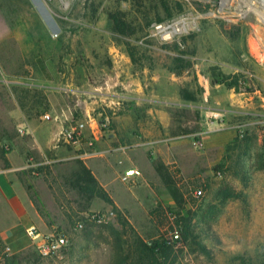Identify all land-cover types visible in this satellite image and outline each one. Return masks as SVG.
<instances>
[{
    "label": "rangeland",
    "instance_id": "374dc122",
    "mask_svg": "<svg viewBox=\"0 0 264 264\" xmlns=\"http://www.w3.org/2000/svg\"><path fill=\"white\" fill-rule=\"evenodd\" d=\"M11 1V8L5 10L18 22L19 37L28 36L27 42L23 39L18 44L19 61L28 66L31 61L33 67V79L19 72L18 80L27 77L37 83L44 77L51 96L64 97L74 109L86 101L93 105V114L105 106L113 108L112 103L118 102L119 107L122 101L129 103L122 96L131 94L128 88L135 89L138 83L144 100L134 108L145 131L179 146L178 158L170 159L169 174H162L161 187L155 189L157 202L146 204L149 213L122 214L134 232L128 228L122 243L116 241L122 228L114 210H109L114 217L106 223H87L82 230H76L74 222L86 212L76 213L62 222L51 219L52 229L68 238L65 249L43 258L34 247L5 254L0 246V264H117L122 248L129 254L125 264H133L134 235L149 244L178 233L168 217L170 210L180 217H192L194 231L200 232L209 250L205 256L181 239L172 250L175 264L256 263L264 248V133L255 124L264 119V21L245 2L264 10L262 0ZM162 2L173 11L171 19L166 18ZM111 12L126 15L133 24V35L115 33ZM181 20L186 23L185 31L168 38L161 35L160 28L169 30ZM125 42L144 55L143 68L131 64ZM177 58L185 68L172 72ZM233 75L242 77L235 90L223 82ZM40 97L35 88L34 106ZM116 109L113 115L120 111ZM212 112L222 118H212ZM236 125L244 127L248 138H255L247 144L237 141ZM192 137H200L202 149L192 145ZM3 151L5 146L0 144V158ZM192 160L197 162L194 172L188 170ZM217 170L221 177L215 176ZM19 176L30 196L39 201L27 183L28 175ZM199 187L203 196L196 198L193 190ZM223 187L240 198L220 203L215 194ZM205 223L210 233H205Z\"/></svg>",
    "mask_w": 264,
    "mask_h": 264
},
{
    "label": "crops",
    "instance_id": "0c3cea01",
    "mask_svg": "<svg viewBox=\"0 0 264 264\" xmlns=\"http://www.w3.org/2000/svg\"><path fill=\"white\" fill-rule=\"evenodd\" d=\"M11 2L0 0V78L5 79L0 80V144L6 150L0 158V246L14 252L35 248L37 240L30 239L26 230L34 227L46 235L55 225H51L52 218L62 222L65 216L113 207L129 216L149 213L146 204L157 202L155 189L161 187L162 174H169L170 159L178 158L179 143L147 134L134 108L144 100L138 83L135 89L128 88L131 94L122 96L129 103L121 102L120 111L110 116L109 127L103 130L92 113L93 105L81 101L74 109L64 97L51 96L46 78L34 83L32 62L28 66V62L22 65L19 61L18 44L23 39L27 42L28 36L19 37L18 22L7 14ZM19 72L29 75L31 81L27 77L18 80ZM35 88L41 92L37 106ZM45 113L56 115L59 122L44 121ZM75 121L86 122L80 145L59 138V131ZM22 128L25 134L20 135ZM92 138L94 146L89 149L86 143ZM189 166L194 172L197 162L192 160ZM130 169L140 175L125 177ZM23 172L39 201L26 189L19 176ZM98 188L107 193L112 205L95 195Z\"/></svg>",
    "mask_w": 264,
    "mask_h": 264
},
{
    "label": "trees",
    "instance_id": "16d2710c",
    "mask_svg": "<svg viewBox=\"0 0 264 264\" xmlns=\"http://www.w3.org/2000/svg\"><path fill=\"white\" fill-rule=\"evenodd\" d=\"M163 7L165 9V12L167 14L166 18L171 19L173 17V11L169 10L167 7V4L165 2H162ZM177 12H182L181 4L177 3ZM109 20L112 22L113 29L115 33H117L121 37H129L133 35L134 33V27L133 24L127 19L126 15L122 12H111L109 13ZM162 19H158V22H162ZM175 49L178 50V45H175ZM124 51L127 55V57L130 59V62L135 67H141L143 68L142 60L141 58H145L144 55H140L138 53V47L130 44L129 42L124 43ZM182 59H175L174 63L175 65L173 67H170V71L176 72L178 70L184 69L185 67L182 64ZM181 65H176V64ZM242 78L241 75H233L232 77H227L225 81L226 86L231 89H237V82L238 80ZM230 79V81H229ZM106 116L110 115V112H105ZM236 140H242L244 143H248L250 138L246 136L244 133L243 136H239L237 134ZM262 167H264V161H262L261 164ZM218 168H222V166H218ZM89 188V187H87ZM93 192L92 188H89L88 191ZM95 195L103 200L105 203L112 205V200L109 198L107 193H105L101 189H97L95 191ZM241 195L238 193L233 192V190L229 189L228 187H223L222 189H219L215 197L219 200L220 203H224L229 199H238ZM211 207L210 209H212ZM113 210L115 211L117 221L119 225L122 228L121 233H116V241L119 243H122L124 239L122 237L124 236V233L129 228L131 230V226L129 225L128 221H126L121 212H119L115 207H113ZM157 212V209H156ZM152 214V212H151ZM174 215L173 221L175 222V225L177 227L178 231V240H174L173 237L170 235V237L166 238H159L157 240L151 241L149 244L144 243L138 236H135L132 239V247H133V253L135 254L136 258L134 259L133 264H175V257H172V250L174 247H176V243H180L181 239H183L186 242H190L191 245L194 246V251H198L201 254L205 256H209V250L207 247L201 242L200 232L197 233L194 231L193 225L191 223L192 217H180L179 214H174L173 211H168V215ZM210 225L208 223H205V233H210ZM132 233H134L131 230ZM123 235V236H122ZM127 242V241H126ZM122 248V246H121ZM134 256V257H135ZM118 261L117 264H125L127 260L129 259V254H126L124 252V249L122 248L120 251V254H118ZM242 264H264V248H262V252L260 253V259L255 262L248 261L244 262L242 261Z\"/></svg>",
    "mask_w": 264,
    "mask_h": 264
},
{
    "label": "built area",
    "instance_id": "2783aa9c",
    "mask_svg": "<svg viewBox=\"0 0 264 264\" xmlns=\"http://www.w3.org/2000/svg\"><path fill=\"white\" fill-rule=\"evenodd\" d=\"M113 108L111 107H102L101 109L95 111V119L98 120V127L100 130L108 129L109 127V118L114 114V110L120 106L118 102L112 103ZM107 110L110 112L109 116L105 115V112ZM212 118H222V115L220 113H213L211 114ZM42 119L44 121H52V122H59V118L56 115H49L48 113H45L42 115ZM255 124L260 126L262 128V133H264V119H260V121H257ZM86 122L84 121H75L69 123L67 126H64L59 131V138L69 144L72 145H80L81 140L83 139V133L85 130ZM237 133L239 136H243L244 130L242 125H236L235 126ZM20 135L25 134L24 129L18 130ZM192 145L198 149L203 148V142L201 141L200 137H192ZM87 147L89 149H93L94 146V139H90L87 141ZM221 170H217L215 172L216 177H221ZM125 177H132V176H138L140 175L139 171L136 169H130L125 171L124 173ZM193 195L196 198H201L203 196V189L201 187L195 188L193 190ZM114 217L113 211H107V212H99V211H93V212H86L81 214L74 222V228L76 230H82L84 226L87 223L95 224V225H101L107 222L110 218ZM169 219L173 221L174 215H168ZM27 236L32 240H37V244L35 246V249L38 252V255L43 258H47L52 256L53 254L65 249L68 246V238L66 235H64L62 232L53 230L52 232L46 234V235H40L37 233L34 227H30L26 230ZM171 236L174 240H178L179 236L177 233H171ZM180 243H176V246H178ZM10 252L9 247L4 248V253L8 254Z\"/></svg>",
    "mask_w": 264,
    "mask_h": 264
},
{
    "label": "bare ground",
    "instance_id": "6f19581e",
    "mask_svg": "<svg viewBox=\"0 0 264 264\" xmlns=\"http://www.w3.org/2000/svg\"><path fill=\"white\" fill-rule=\"evenodd\" d=\"M245 4L248 6L250 11L256 13L262 19L261 21H264V10L252 6L249 2H245ZM262 6H264V0H262ZM160 29H161L160 32L162 33L161 35L164 36L165 38H168L173 34L179 33L181 31H185L186 23L183 20L176 21L169 26V30L168 27L160 28Z\"/></svg>",
    "mask_w": 264,
    "mask_h": 264
}]
</instances>
